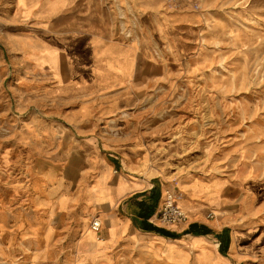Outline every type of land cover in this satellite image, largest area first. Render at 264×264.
<instances>
[{
  "label": "crops",
  "instance_id": "1",
  "mask_svg": "<svg viewBox=\"0 0 264 264\" xmlns=\"http://www.w3.org/2000/svg\"><path fill=\"white\" fill-rule=\"evenodd\" d=\"M93 4L0 0L3 59L19 66L18 78L39 73L44 94L78 102L65 129L55 119L34 120L39 145L29 146L28 155L35 170L56 177L50 197L73 193L65 218L47 216L44 227L53 222L60 242L68 239L72 264H264V202L255 201L253 191L251 196L232 177L186 175L179 204L187 229L161 227L155 218L163 194L180 183L168 179L177 163L175 148L152 145L146 137L107 147L90 132L97 114L115 111L132 90L151 92L156 77L168 76L154 55L159 39L145 33L151 29L131 43L91 17ZM69 160L78 173L74 185L63 177ZM85 187L87 200L80 196ZM94 219L99 232L91 228ZM13 223L7 219L10 237Z\"/></svg>",
  "mask_w": 264,
  "mask_h": 264
},
{
  "label": "rangeland",
  "instance_id": "2",
  "mask_svg": "<svg viewBox=\"0 0 264 264\" xmlns=\"http://www.w3.org/2000/svg\"><path fill=\"white\" fill-rule=\"evenodd\" d=\"M93 3L91 17L115 35L138 44L151 29L145 33L166 43L158 42L154 55L168 74L155 78L151 92L132 90L115 111L96 115L90 132L100 144L136 137L171 143L177 163L168 179L180 182L171 190L182 191L186 175L232 177L263 203L264 0H202L199 8L164 0ZM4 54L0 46V264H72L68 239L60 242L58 226L44 227V219H64L73 193L50 197L56 177L36 171L28 150L39 145L34 120L55 119L65 129L78 102L44 94L39 73L18 78L19 66ZM7 219L14 220L13 237Z\"/></svg>",
  "mask_w": 264,
  "mask_h": 264
},
{
  "label": "built area",
  "instance_id": "3",
  "mask_svg": "<svg viewBox=\"0 0 264 264\" xmlns=\"http://www.w3.org/2000/svg\"><path fill=\"white\" fill-rule=\"evenodd\" d=\"M165 3L173 6L174 8L181 7L183 3L189 2L192 7L199 8L202 5V0H164ZM182 198L181 190H165L161 201L160 209L156 213L155 222L164 228L171 229L173 231L183 232L187 229L189 219L186 212L179 205V201ZM91 228L95 232H99L100 222L98 219H94L91 224Z\"/></svg>",
  "mask_w": 264,
  "mask_h": 264
},
{
  "label": "bare ground",
  "instance_id": "4",
  "mask_svg": "<svg viewBox=\"0 0 264 264\" xmlns=\"http://www.w3.org/2000/svg\"><path fill=\"white\" fill-rule=\"evenodd\" d=\"M78 176V173L74 171V167L71 164V160H69V163L65 166L64 172H63V177H68L70 178L73 183L72 185H74L75 183V178ZM89 192V189L87 187L81 189L80 191V196H84L85 195V200H87L86 195H88L87 193ZM180 205V204H179ZM181 206V205H180ZM182 207V206H181ZM183 209V208H182ZM83 210H86V206H84ZM184 210V209H183ZM185 211V210H184ZM186 212V211H185Z\"/></svg>",
  "mask_w": 264,
  "mask_h": 264
}]
</instances>
